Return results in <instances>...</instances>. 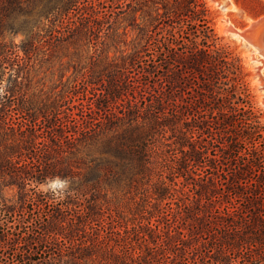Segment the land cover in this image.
<instances>
[{
    "label": "trees",
    "instance_id": "1",
    "mask_svg": "<svg viewBox=\"0 0 264 264\" xmlns=\"http://www.w3.org/2000/svg\"><path fill=\"white\" fill-rule=\"evenodd\" d=\"M4 30L29 55L81 36L93 51L66 92L0 85V185L18 187L1 264H264V124L204 0H0ZM15 46L0 40V84ZM113 176L149 207L113 217ZM55 177L59 202L36 188Z\"/></svg>",
    "mask_w": 264,
    "mask_h": 264
},
{
    "label": "rangeland",
    "instance_id": "2",
    "mask_svg": "<svg viewBox=\"0 0 264 264\" xmlns=\"http://www.w3.org/2000/svg\"><path fill=\"white\" fill-rule=\"evenodd\" d=\"M209 8L213 27L217 40L216 46H225L237 53L241 59L247 73L246 79L250 92L252 108L260 114L261 121L264 124V56L254 53L251 58L247 53V47L252 48L247 42L230 32H223L222 26L230 25L233 30L238 31L250 25V23L264 15V0H204ZM220 27V28H219ZM25 34L22 31L16 33L4 30L0 34V40L8 46H15V51L21 61H17L16 56L10 58L9 62L4 63L3 82L0 85H6L10 79L17 78L22 82L23 89L28 93L58 94L66 92L70 87L76 69L84 64L87 56L93 51L91 43L85 36L77 40L55 48L53 53L44 57L40 52L31 55L24 53L20 48V43ZM131 44L124 45L118 43L107 47L111 57H116L122 50L129 51ZM253 49V48H252ZM2 91V89H0ZM94 151L95 148H94ZM97 154V152L95 153ZM98 155V154H97ZM57 178V177H55ZM54 179V178H52ZM51 180V179H48ZM46 180V181H48ZM46 181L37 185L38 193L45 199L59 202L51 193L40 191V186ZM134 187H128L123 182L105 181L102 183L101 196L98 198L104 205H109L113 209V217L120 215L127 219L135 213H140L149 205L145 197ZM65 198V196H64ZM82 199V198H81ZM18 200V187L13 185H0V203L16 205ZM13 248L0 249V264L7 263L13 258ZM250 254V253H249ZM245 253V256H249ZM240 260L235 261L240 264ZM246 261L242 260L241 264Z\"/></svg>",
    "mask_w": 264,
    "mask_h": 264
},
{
    "label": "bare ground",
    "instance_id": "3",
    "mask_svg": "<svg viewBox=\"0 0 264 264\" xmlns=\"http://www.w3.org/2000/svg\"><path fill=\"white\" fill-rule=\"evenodd\" d=\"M261 19H264V15L252 21L250 25L247 26L246 28L239 29L238 31L233 30L230 25L224 24V26H222V31L230 32L231 34L245 40L248 45H251L253 49L249 47H247L246 49V53L251 58L255 56L254 54L255 52L264 56V26L259 25L254 27V25H257V23Z\"/></svg>",
    "mask_w": 264,
    "mask_h": 264
},
{
    "label": "clouds",
    "instance_id": "4",
    "mask_svg": "<svg viewBox=\"0 0 264 264\" xmlns=\"http://www.w3.org/2000/svg\"><path fill=\"white\" fill-rule=\"evenodd\" d=\"M68 187L69 181L67 179L57 177L42 184L40 186V191L51 193L54 198L63 199Z\"/></svg>",
    "mask_w": 264,
    "mask_h": 264
},
{
    "label": "water",
    "instance_id": "5",
    "mask_svg": "<svg viewBox=\"0 0 264 264\" xmlns=\"http://www.w3.org/2000/svg\"><path fill=\"white\" fill-rule=\"evenodd\" d=\"M259 25H263L264 26V19L259 20L257 25H254V27L259 26Z\"/></svg>",
    "mask_w": 264,
    "mask_h": 264
}]
</instances>
